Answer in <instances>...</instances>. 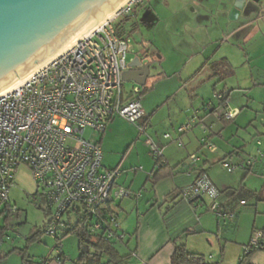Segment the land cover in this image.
Masks as SVG:
<instances>
[{
	"label": "crops",
	"instance_id": "crops-1",
	"mask_svg": "<svg viewBox=\"0 0 264 264\" xmlns=\"http://www.w3.org/2000/svg\"><path fill=\"white\" fill-rule=\"evenodd\" d=\"M221 3H224L222 7ZM255 3L253 5L258 11L254 23L249 21V0H139L131 6L128 13H120L112 22L119 38L127 40V67L136 63L138 58L142 59L143 64L151 63L150 77L145 86L139 88L144 111L142 123L147 125L145 133L153 125H157L150 139L161 149L164 163L175 168L172 175L153 184L151 175L156 170V162L152 157V165L145 172L143 167L128 165L133 160L131 151L138 146L139 136L134 134L124 139V152L119 159V152L116 153V149L111 147V126L117 117L107 123L104 133L97 140L102 153V168L118 169L120 176L115 181L116 185L131 193H140L139 198L131 195L114 203L119 219L136 212L137 225L132 232L130 228L121 231V225L118 227L119 233L123 234L122 247L135 249L132 258L134 264H169L173 252L171 239L176 237L180 238V243L185 239L186 251L205 257L201 249L194 247L196 241L191 244L193 249H188L187 245L189 239L205 235L215 236L219 242L215 244L218 257L214 259V256L209 255L208 261L241 264L243 248L248 245L252 232L260 230L264 238V216L259 225L257 219L261 218H253L245 235L247 237L239 240L235 232L229 236L225 234L227 226L221 223L230 220H218L203 208L197 209L185 204L180 196L181 189L189 186L202 172L218 190H235L237 194L251 192L253 196L249 200L259 201L264 188V170L259 161H256L251 171L243 167L244 172L237 182L233 179L224 180L209 171L214 162L221 165L222 161L233 158L240 164H245L255 157L258 150L264 149V132L261 134L250 130L249 115L242 116L243 112L239 108L232 107L236 115L230 121L211 117L213 111L220 112L218 103L211 101L212 95L225 93L227 101L233 90L249 95V42L257 28L260 36L256 47L260 52L252 59L255 61L260 57L264 60V9L259 0ZM229 82L233 85L230 90ZM159 87L162 88L160 98L157 95L154 96L156 100L149 99ZM129 97L130 92L124 91V98ZM142 98L145 100L144 105ZM207 101L212 102L211 110L206 108ZM246 105L249 107L247 96ZM206 111L210 113L207 117ZM160 112L164 114L157 123L156 117ZM189 119L193 120L192 130L178 135L177 128ZM199 120L212 124L208 135L199 127L196 130L195 125ZM159 124L162 126H158ZM160 129L164 133L168 132V139L160 136ZM204 134L205 141L211 142L215 147L213 153L200 149ZM261 136L263 139H258L261 145L256 143L253 146L257 137ZM192 154L198 158L195 163L188 162ZM127 160L129 161L125 164ZM250 175L262 178L260 187H250ZM219 199L227 211L238 207V200L234 201L229 195H221ZM255 206L252 205L251 208ZM240 207L244 208L246 204ZM239 214L240 212L236 213L233 218L234 228L242 217ZM169 219L175 224L174 231L172 227L166 226ZM206 243L209 244L208 241ZM233 244L238 248L234 250V257L229 260L228 251ZM209 246L211 250L212 246ZM51 264H57L56 259ZM242 264H264V250L251 252L242 260Z\"/></svg>",
	"mask_w": 264,
	"mask_h": 264
},
{
	"label": "built area",
	"instance_id": "built-area-1",
	"mask_svg": "<svg viewBox=\"0 0 264 264\" xmlns=\"http://www.w3.org/2000/svg\"><path fill=\"white\" fill-rule=\"evenodd\" d=\"M138 1L132 0L119 14L128 13ZM112 22L113 19L109 20L88 37L78 40L70 51L0 96V217L5 219L17 214L10 205L9 192L18 167L25 165L50 209L51 217L42 231L56 241L69 229L64 216L83 217L91 233L116 238L114 232L119 224L114 203L131 195L140 196L116 185L120 171L103 169L100 146L84 137L85 131L103 134L114 117L135 125L144 119L139 87L134 85L130 97L124 98L121 76L127 66V40L117 36ZM214 100L220 112L213 111V117L232 120L236 112L228 109L222 95L216 93ZM211 106L209 102L206 108L211 110ZM192 121L181 124L176 133L192 130ZM195 126L206 129L201 120ZM146 128L143 122L137 130L144 134ZM168 137L165 134L162 138ZM145 143L151 157L162 155L151 139ZM177 144L181 146L180 142ZM257 145L261 142L257 141ZM205 146L212 148L210 144ZM189 160L195 163L198 158L193 154ZM256 161L264 170V149L258 150L245 164L232 166L222 161L221 166L231 173L237 167L251 168ZM180 196L185 204L205 208L218 220L234 218L232 213L220 208L219 191L204 173L181 189ZM263 250L262 232L253 231L240 261L251 252ZM60 254L58 251L57 264H62Z\"/></svg>",
	"mask_w": 264,
	"mask_h": 264
},
{
	"label": "rangeland",
	"instance_id": "rangeland-1",
	"mask_svg": "<svg viewBox=\"0 0 264 264\" xmlns=\"http://www.w3.org/2000/svg\"><path fill=\"white\" fill-rule=\"evenodd\" d=\"M213 2H217L218 0H212ZM222 2L224 0H221ZM251 1V2H250ZM257 0H249V21L250 23H254L256 20V13L258 9L253 5L256 4ZM253 2V3H252ZM260 4L263 6L264 9V0H259ZM224 3H221L220 6L222 7ZM259 5V6H261ZM114 20V19H113ZM260 33L258 32V28L252 33V41L249 42V95L243 94L236 91L230 92V97L228 102V109L231 111L232 107L239 108L240 111L244 114L249 115V129L254 132L263 133L264 132V60H262L260 57L256 58L255 61L252 59L253 57H257L260 50L257 49V38H259ZM254 54V55H252ZM228 81L231 82L229 79ZM228 83V89L230 90L233 85L231 83ZM125 88L124 91L126 93L130 92L133 88V83L131 82H124ZM162 88L159 87L149 99L156 100V97L158 95V98H160ZM214 94V93H213ZM215 95V94H214ZM214 95L211 96V101L215 102ZM246 96L249 97V107L246 105ZM144 98H142V104L144 105ZM206 103H209L207 101ZM218 108V106H216ZM242 107V108H241ZM208 110V109H207ZM164 112V111H163ZM161 113L156 117L157 123L161 121V117L164 113ZM209 111H206V117L209 115ZM212 115V114H211ZM213 117V115L211 116ZM142 121L137 122L135 124H130L127 121H124L123 119L117 117L114 121V124H112V139L113 142L111 144L116 149V153L119 152V159L121 155L123 154L124 150L123 145L125 140L130 135H137L139 136L138 140V146L137 148H134L133 151H131V157L133 160L128 163L129 160L125 162V164L128 163L130 166H135L136 168L143 167L144 172L147 171L146 169L149 168L150 165H152V159L149 152V147L145 144L146 139L152 138L153 131H155L156 126L153 125L152 128L148 129V132L145 134H139L137 127L141 125ZM205 126V133L206 135L209 134V131L212 130V124L210 125V122H204L202 123ZM162 126V124L158 125ZM199 126H197L196 130ZM202 130L201 128H199ZM162 129L158 130L161 131ZM203 131V130H202ZM109 132V130H108ZM108 132H106L105 136H107ZM160 136L162 137L165 134H168V132H159ZM206 135L204 134L202 141L201 150H206L207 152H214L215 147L214 145L210 144L211 142H207ZM85 139H88L92 143H97L100 139V135L97 133H93L91 131H85L84 135ZM258 139H263L261 137H257V140H255L254 144L259 141ZM152 140V139H151ZM250 141V140H249ZM205 144H210L212 148H208L205 146ZM250 145V142H249ZM105 146V142H104ZM110 147V148H111ZM122 147V148H121ZM256 148H259L258 146ZM255 153V152H254ZM193 155V154H192ZM135 156L140 158L139 160H136ZM118 160V157L116 158ZM138 161V162H137ZM188 158V162H189ZM230 165H240V162H237L236 159H229L226 160ZM105 165V164H103ZM108 167V166H106ZM209 171L214 174L217 177H220L224 180H231L233 179L236 182L238 179H240V174L244 172V170L240 167H237L234 171L231 173H227V170H225L218 162H214L213 165L209 167ZM143 174V172L141 173ZM236 178V179H235ZM251 179L253 181H251ZM32 174L30 169L22 165L18 167L16 174L14 175L13 184L10 188L9 192V201L11 207H13L17 214H13L11 216L8 215L9 220L7 223H5V220L3 217H0V264H22V259H26L27 261L31 262L29 264H40L41 261H46L48 264L52 263L56 259V255H58V251H60L66 259V264H71L78 258V238L76 233H70L66 235L61 234V238L59 241H56L52 237L42 234L39 236V238L35 239L33 242H28L29 238L33 236V234L36 231H42L43 228L46 226L50 219V209L48 208L45 198L41 195L40 190H38L36 184L34 181H32ZM235 182V183H236ZM264 182V181H263ZM249 185L253 188L255 186H261L262 184V178L256 175H250L249 176ZM261 183V184H260ZM234 185V184H232ZM137 193V192H135ZM126 199V198H125ZM238 198H235L237 200ZM246 199V198H245ZM247 200V201H246ZM244 200L246 207L241 208L240 207V201L237 202L238 207L235 208V210H228L229 213H232L234 216L236 213L240 212L239 216H242L238 223L236 224V227H232V224L234 223L232 221L227 222L223 221L221 224L227 226L226 233L231 235L233 232H235L238 236L239 240L245 239L248 233V230L251 227V224L253 222V218H261L257 219V224L259 225L261 221L263 220L262 216H264V188L261 190V193L259 195V201H256L254 199ZM252 205H256L255 208H251ZM143 207V206H142ZM206 210L205 208H203ZM255 209V210H254ZM202 210V211H204ZM201 211V210H200ZM136 212L128 214L127 217H123L121 219L118 218V224L121 225L119 228L121 231H127V228H130L131 232L136 227ZM4 216V215H3ZM7 216V214H5ZM212 217V215H210ZM67 216L62 217L63 219H66ZM76 216H71V222L75 223ZM213 218V217H212ZM166 226L172 227V231H174V222L173 220L169 219ZM232 227V228H231ZM257 231V230H254ZM260 231V230H258ZM252 236V235H251ZM192 240H188V249H193L192 245L194 243V247L201 249L203 253H205V257L214 256V259L218 257V250L215 249V244L219 242L217 241L215 236L211 235H205L200 238H191ZM206 241L209 242V244L212 246V251L210 250V246ZM221 243V242H220ZM181 244L185 245V239ZM117 249L119 250V253L127 254L128 249L123 248L121 244L116 245ZM238 248L235 246V244L232 245V247L229 248L228 251V259L234 257V250ZM24 249V253L20 254L19 251ZM237 250V249H236ZM86 252V250H84ZM227 259V260H228ZM90 264L94 263L92 259L88 260ZM106 258L103 257L101 259V263H105ZM131 263L134 264V259L131 260ZM28 264V263H27Z\"/></svg>",
	"mask_w": 264,
	"mask_h": 264
},
{
	"label": "water",
	"instance_id": "water-1",
	"mask_svg": "<svg viewBox=\"0 0 264 264\" xmlns=\"http://www.w3.org/2000/svg\"><path fill=\"white\" fill-rule=\"evenodd\" d=\"M129 1L0 0V93L54 58L111 13L117 12V16ZM141 60L126 66L123 82L145 86L151 63L143 64Z\"/></svg>",
	"mask_w": 264,
	"mask_h": 264
},
{
	"label": "trees",
	"instance_id": "trees-1",
	"mask_svg": "<svg viewBox=\"0 0 264 264\" xmlns=\"http://www.w3.org/2000/svg\"><path fill=\"white\" fill-rule=\"evenodd\" d=\"M116 32V31H115ZM118 36V35H117ZM119 37V36H118ZM224 101H227V96L225 93H220ZM153 158V157H152ZM155 160L156 170L151 175V183H156L163 178H167L172 175L175 168L168 167L164 161L162 155L158 158H153ZM254 167L246 168L247 170H252ZM202 173V172H201ZM199 173V174H201ZM219 191V198L221 195H229L234 199V201L244 202V199L252 198L253 194L251 192H241L237 194V191L226 189L224 191ZM218 202L220 204V199ZM235 198H238L235 200ZM232 199V200H233ZM245 203V202H244ZM220 208L227 212L220 204ZM5 223L8 222L9 218H5ZM66 225L69 226V229L65 231L66 234L76 233L78 238V258L71 264H90L88 260L92 259L94 263L92 264H130L132 258L135 255V249L128 250L127 254L119 253L116 245L121 244L123 234L119 233V228L114 232L116 238H105L102 235H97L90 232L88 226H86L85 220L83 217L76 218L75 223L71 222V219L66 217ZM1 234V233H0ZM44 234L43 231H36L32 237H30L28 242H33L35 239L39 238L40 235ZM64 234V235H66ZM121 235L117 238V236ZM173 244V252L170 257L169 264H217L215 262L208 261L203 255L191 253L186 251V248L183 244L180 243V238L171 239ZM86 250V252H84ZM20 254L24 253V249L19 251ZM61 253L62 264H66V259ZM248 256V255H247ZM247 256H244L246 258ZM105 257L106 262L101 263V259ZM243 258V259H244ZM29 264L31 262L27 261L25 258L22 259V264ZM40 264H47V262L41 261ZM242 264V261H241Z\"/></svg>",
	"mask_w": 264,
	"mask_h": 264
},
{
	"label": "bare ground",
	"instance_id": "bare-ground-1",
	"mask_svg": "<svg viewBox=\"0 0 264 264\" xmlns=\"http://www.w3.org/2000/svg\"><path fill=\"white\" fill-rule=\"evenodd\" d=\"M132 2V0H130ZM129 1V2H130ZM128 4V2L124 3L122 6H126ZM121 6V7H122ZM123 8V7H122ZM121 10V9H120ZM117 12L111 13V15L104 21L96 24L92 29H90L89 31L85 32L82 36L80 35L77 40H82V38L88 37L89 35H91L93 32H95L96 30H98L99 28H101L106 22H108L109 20H111L114 16H116ZM72 41L68 44V46L63 49L62 52L58 53L54 58L46 61L44 64H42L38 69H36L35 71H33L32 73H30L28 76H26L23 79H20L18 81H16L15 83H13L9 88H7L5 91L0 93V96L5 95L9 92H11L12 90H14L15 88H17L18 86H20L21 84H23L24 82L28 81L30 78H32L33 76H35L37 73H39L41 70H43L44 68H46V66H49L51 63H53L57 58H59L60 56H62L64 53H67L68 51H70V49L73 47V45L78 42V41Z\"/></svg>",
	"mask_w": 264,
	"mask_h": 264
}]
</instances>
